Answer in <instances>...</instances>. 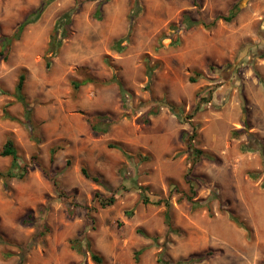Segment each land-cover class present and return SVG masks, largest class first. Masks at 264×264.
Masks as SVG:
<instances>
[{
    "label": "rangeland",
    "instance_id": "rangeland-1",
    "mask_svg": "<svg viewBox=\"0 0 264 264\" xmlns=\"http://www.w3.org/2000/svg\"><path fill=\"white\" fill-rule=\"evenodd\" d=\"M137 1L128 36L134 0H53L0 58V151L12 139L28 169L22 180L0 179V264H95L88 250L103 264H176L206 253L185 264H264V0ZM41 2L0 0V36ZM237 3L231 23L181 27L186 15L211 22ZM64 13L67 36L47 69L44 52ZM195 72L203 77L191 83ZM22 74L29 118L14 95ZM207 88L214 92L196 110ZM194 127L191 144L211 159L194 162L186 145ZM10 164L0 157V171ZM82 168L121 191L113 206H98L94 193L109 192ZM189 168L194 199L217 195L210 213L183 197ZM137 186L169 198L174 232L166 207L140 204ZM76 238L85 240L81 253L70 247Z\"/></svg>",
    "mask_w": 264,
    "mask_h": 264
},
{
    "label": "trees",
    "instance_id": "trees-1",
    "mask_svg": "<svg viewBox=\"0 0 264 264\" xmlns=\"http://www.w3.org/2000/svg\"><path fill=\"white\" fill-rule=\"evenodd\" d=\"M53 0H42V2L39 4V6L33 11L31 12L16 28V30L11 34V35H2L0 36V58H2L4 61H7L8 56L10 54V50L13 46L14 43L20 41L22 34L24 33L25 29L35 23L40 15L44 12V10L47 8V6L52 2ZM135 5L132 7V9L130 10L129 16H128V20H129V30H128V36L131 33L132 30V26L134 23V19L136 17V7L138 4L137 0H134ZM241 6L237 3L235 4L226 15H218L216 16L211 22H205L202 20H192L188 15L184 16L182 22H181V27L183 29V31H190L193 28L197 27V26H202L204 29H212L216 26V24L219 21H222L224 23H231L233 22L236 17L238 16V14L241 12ZM64 23L61 26V23ZM70 20V13H64L54 24V27L51 31V34L49 36V41L47 43L45 52H44V60H45V66L47 69L50 68L51 66V59L56 57L58 54V51L61 47V40L66 38L67 36V29H66V25L69 23ZM172 44V43H171ZM50 54L49 57H47V55ZM246 57V56H244ZM261 57H264V53L261 55ZM203 77V73L201 72H195V77H190L189 81L191 83H195L197 81L198 78H202ZM24 82H25V76L22 74L20 75L18 82L16 84L15 87V99L16 101H18L21 105H23V107L25 108V113L27 115V117L29 118V114L30 111L28 109V104L25 100V96L23 94V88H24ZM91 82V80L86 79L83 81V84L89 83ZM260 82L263 84L264 86V82L262 80H260ZM73 88L77 89L79 87V85L76 82H72ZM214 92L213 88H207L205 89L202 93L198 94L199 100L196 106V110H199L200 106L202 103H207L209 102V97L212 95V93ZM201 95H206L208 98H201ZM5 116L8 117V115L5 113ZM180 119V117H179ZM182 120V119H181ZM92 124L91 129L92 131H94L95 133H98L99 130H101L98 125H96L97 123L91 122ZM197 128L194 127L193 128V132L191 134L190 137H186L187 138V148L189 150H191L193 157H194V162H196V160L201 159V158H208L211 159V156H209L208 154H205L204 152L194 148V146L191 144V142H193L196 139L197 136ZM101 132H106V130H102ZM248 138L249 140L252 142L251 138H253V136L248 134ZM108 147L110 148H115V149H119L121 150V148L119 147V145H109ZM57 151L56 148H52L51 149V156L54 155V153ZM0 157L3 158H10L11 159V164L9 166V168L6 171H0V179L3 181H8L11 179H16V180H22L25 178V176L28 173V169L26 165H19L18 160H19V155H18V151L17 148L13 142L12 139H7L6 142L3 145L2 150L0 151ZM42 172L47 176V172H45V170L43 169ZM81 174L88 179L89 181H91L93 184L99 186V187H103L105 190H107L109 192V195L107 197L102 196L99 192H95L93 195V199L94 201H96V203L98 204V206L100 208H107L110 206H113L118 197L120 196L121 191L119 189L116 190H112L110 187H108L107 185H105L99 177H95V176H91L87 170L85 168L81 169ZM53 187H54V191L56 192V194L58 195V197H61V189H60V183L57 180V178H52L48 175ZM184 182L187 184L188 186V192L187 194L184 193L183 197L190 203L191 208L193 210L196 209H205L207 210L208 213L211 212V208L210 205L211 203L218 199L217 195L214 192H211L208 197H206L205 199H194L196 197V192H195V188H196V183L197 180L194 179V177L191 174V168L187 169V171L185 172L184 175ZM137 191L139 190L140 192V198H139V203L143 204V205H164L166 207L165 213H164V223L168 229V231L170 232H174L175 228L172 225L171 222V217L169 214V209H170V203H169V198L164 199L161 197H157L156 200L152 199V196L149 194L147 188H142L137 186ZM170 190L174 191V192H180L178 185L175 182H170ZM182 194V192H181ZM70 206V205H69ZM41 214H44V211H42ZM129 214V213H128ZM127 215V213H126ZM230 219L240 228L244 229L246 231V233H250L249 228L246 226V224L241 221L238 217L234 216L232 213L230 214ZM33 218L31 215H29L27 217L26 220H23L24 224H27L29 222H32ZM137 232L144 236V237H150L148 234H146L143 230L138 229ZM85 240L84 239H73L70 241L71 244V249L75 250L78 253L82 252V248L84 245ZM90 253V257L92 259V261L95 264H103L104 263V259L98 255V253H96L93 250H88ZM87 251V252H88ZM210 253H206L204 256L202 257H190L188 260L183 261V262H178L176 264H185V263H189V262H194V261H201L202 259H205L206 256H210ZM160 263L161 264H172L170 262H163L162 258H160ZM19 264H22V260H20Z\"/></svg>",
    "mask_w": 264,
    "mask_h": 264
}]
</instances>
